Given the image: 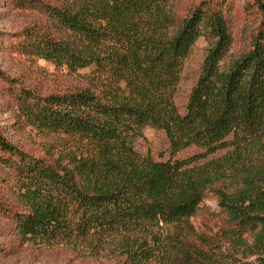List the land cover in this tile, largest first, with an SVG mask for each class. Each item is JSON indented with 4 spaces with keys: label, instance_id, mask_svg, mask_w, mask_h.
Returning a JSON list of instances; mask_svg holds the SVG:
<instances>
[{
    "label": "trees",
    "instance_id": "1",
    "mask_svg": "<svg viewBox=\"0 0 264 264\" xmlns=\"http://www.w3.org/2000/svg\"><path fill=\"white\" fill-rule=\"evenodd\" d=\"M8 3L46 21L0 33L7 51L71 72L93 66L87 86L44 95L0 70L15 120L58 144L34 157L0 127L3 185L23 207L3 213L16 233L107 246L121 264H264V0H245L251 22L239 38L232 0H202L184 13L171 0ZM200 37L207 48L180 112L177 85ZM147 127L164 132L172 154L199 151L157 161L136 147ZM208 196L219 242L195 233L194 247L190 219L207 213ZM225 242L231 252H221Z\"/></svg>",
    "mask_w": 264,
    "mask_h": 264
},
{
    "label": "rangeland",
    "instance_id": "2",
    "mask_svg": "<svg viewBox=\"0 0 264 264\" xmlns=\"http://www.w3.org/2000/svg\"><path fill=\"white\" fill-rule=\"evenodd\" d=\"M202 0H171L172 8L184 13L187 8ZM233 21L236 38L245 30L246 22H251L250 14L245 9V0H232ZM46 17L35 11H21L14 9L8 0H0V33H13L26 26L44 24ZM237 41V40H236ZM7 42L0 39V70L5 76L13 79L22 87L31 89L39 94L61 93L74 90L77 87L88 85L87 77L93 66L81 68L76 72L69 71L66 67H56L50 61L42 58H26L7 51ZM207 43L203 37L197 39L191 56L182 69L177 85L174 101L180 112H183L190 89L195 84L200 65ZM1 86V83H0ZM0 127L10 143L21 148L31 156L39 157L55 153L57 149V138L39 129L26 124H20L15 120L13 112L8 106L7 100L0 93ZM144 139L136 142L137 149L142 154H149L157 161L187 158L199 149L189 146L174 154L171 153L168 140L163 131L147 127L143 130ZM6 171L0 166V248L6 251L0 254V264H121V258L112 252L107 246L99 247L82 243L76 247L67 244L53 243L33 238H22L15 229L14 223L3 213L9 210L21 212L22 204L17 201L13 192L3 185ZM203 210L200 214L193 216L190 221L193 227L189 241L195 247V233L197 236L213 237L218 244L219 221L213 220L210 212L217 211V205L211 196L202 202ZM6 207L7 209L3 208ZM51 242V241H50ZM54 242V241H52ZM221 243H223L221 241ZM219 244L221 252H231L229 243ZM90 247H95V250ZM236 252V255H239Z\"/></svg>",
    "mask_w": 264,
    "mask_h": 264
}]
</instances>
